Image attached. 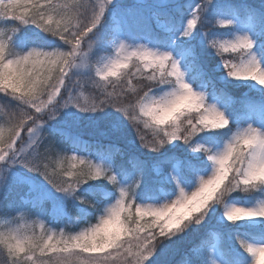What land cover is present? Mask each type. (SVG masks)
<instances>
[{
  "label": "snow or ice",
  "instance_id": "6c2138e0",
  "mask_svg": "<svg viewBox=\"0 0 264 264\" xmlns=\"http://www.w3.org/2000/svg\"><path fill=\"white\" fill-rule=\"evenodd\" d=\"M0 23L11 25L0 27V92L10 104L0 123V215L15 222L24 199L15 197L27 190L65 217L97 221L58 236L29 224L0 231L9 264H206L194 229L221 206L227 221L261 219L231 224L212 264H243L237 238L250 264H264V243L244 238L264 234V3L0 0ZM27 26L52 43H37ZM93 42V57L114 49L100 57V81L85 50ZM229 51L241 53L238 63L217 59ZM89 85L100 91L81 104L77 90ZM145 150L163 173L137 158ZM205 157L211 172L186 190ZM160 184L174 185L175 198L141 202L158 199ZM234 192L260 202L232 203Z\"/></svg>",
  "mask_w": 264,
  "mask_h": 264
},
{
  "label": "trees",
  "instance_id": "16d2710c",
  "mask_svg": "<svg viewBox=\"0 0 264 264\" xmlns=\"http://www.w3.org/2000/svg\"><path fill=\"white\" fill-rule=\"evenodd\" d=\"M126 2L131 3L132 0H126ZM236 2L239 4L259 5L261 3H264V0H236ZM0 27L9 28V27H11V25H5L3 23H0ZM223 27L224 26H221L218 23L216 24V28H223ZM27 34L29 36L33 37L37 41V43H42V44L47 45V44H51L53 41V38H50L48 36V34L42 33L39 29L35 28L34 26H27ZM92 44L94 46L93 51L89 55L90 60L92 62V75H93L95 80L100 81L101 78L98 76H95V73L93 71L94 63H96V60L98 57H100L101 55H103L106 52H101L98 55L93 57V54L96 52V44H95V42H93ZM216 55H217V59H220L222 57L224 60H238L240 58L241 53H239V52L233 53V52L229 51L227 53H217ZM221 62H222V60H221ZM145 71H149V70H145ZM113 79H115V78H113ZM101 83H104V82L101 81ZM134 83H135V81H134ZM217 87H219V85H217ZM109 90H111V89L109 88ZM99 91H100V89L94 88L92 85H89L86 88L78 89L77 93L78 94L79 93H85L86 96L91 100L92 98H94L99 93ZM225 94L227 95V97L230 101H236L238 106L240 103H242V101H240L238 99L241 95L240 92H226ZM9 111H10V104H9L8 99H6V94L3 92H0V118H2V119H0V123L3 122V119L7 118V113ZM141 127H143V126L141 125ZM67 154L72 155V153H70V152ZM77 155L84 156L85 158H91V157L86 156V154L84 152H79V153H77ZM136 156L138 159L145 160L147 162V164L149 165L150 169H151V166L154 164L164 165L159 157H156L154 155H149L146 150L141 152V153H137ZM205 161H206L207 167L204 170H202L201 172L206 171L211 166V163L209 161H207V160H205ZM96 162L101 163V161H96ZM134 162L135 161H133V163ZM61 163H63L65 168H70L71 164L76 163L77 167L79 168V162L78 161H62ZM201 172H199V173H201ZM197 175H198V173L192 175V177H191L192 183L196 180ZM159 186H164L166 189V192L168 191L169 194H173L175 192L174 185L160 184L157 186V188ZM80 193L82 195L87 196L88 195V185H84L80 189ZM155 195L158 197V199H155V200H159V199L163 198V194L159 193L157 190L155 192ZM20 197H23L24 199H23V202L20 203L18 210L13 213V215L16 218L15 222H10L11 217H6L3 215H0V231H6L8 228L16 227V223L20 219H22L24 216H26V219L32 220V222L34 224L32 227V230H34L35 234H37V235H39L41 232H47V230L49 228H54L57 230H63L64 232H67L69 234H73V233L81 231L84 228L90 226L91 224H94L97 222L94 219L88 220V221H82L81 219L77 218L75 213H72L69 217H65L62 214H60L59 212H57L56 208L49 201H47L45 198H42L41 200H38V201H33V199L31 198L32 193L27 192V190L21 191L15 197L18 202L20 201ZM232 198L240 199L242 201H248V200L256 201L257 200L256 197L249 196L248 194L243 193V192H239V193L234 192L231 196V199ZM142 201H145V200H141V202ZM37 205H39L42 208L48 209V213L46 215L34 214L32 209ZM222 210H223V206L218 207V212L216 214H214L211 217V219H209L207 221V223L196 226L194 229V233H198L199 236L203 237L202 243L206 247L215 242L216 235L219 238V240H218V246H219L221 244V242L224 240L225 236L231 235L232 232L234 231V229L232 228V225H231L234 223H225L221 226H218L216 224L217 222H219L218 215H219V213H221ZM132 211L134 212L135 209H132ZM41 224L44 225V231L40 230ZM245 231H247V230H245ZM30 234H31V232H30ZM244 238L247 239L248 241L249 240H259L260 242L264 243V234H262V233L250 232ZM236 243H237L236 247L239 248L240 251L243 252V254H244L245 259L243 261V264H245L250 260L251 256H250V254H248L246 252V250L243 249V245L239 244V238H237ZM0 248H2V246H0ZM205 251H206V249H205ZM49 256H52V253H46L44 259H48ZM21 258L23 259L22 255H21ZM52 258H54V256H52ZM0 264H9V261H8L7 255H6V251H0ZM206 264H208L207 259H206Z\"/></svg>",
  "mask_w": 264,
  "mask_h": 264
},
{
  "label": "rangeland",
  "instance_id": "374dc122",
  "mask_svg": "<svg viewBox=\"0 0 264 264\" xmlns=\"http://www.w3.org/2000/svg\"><path fill=\"white\" fill-rule=\"evenodd\" d=\"M222 26V25H221ZM248 30H251V26H249V29ZM217 39H221V38H223V39H229L230 37H228V36H223V37H216ZM138 43H142V42H138ZM93 44H92V47H91V49H86V51H88L89 52V55L91 54V52L93 51ZM109 55H114V49H112L111 51H109V52H106V53H104L103 55H101L100 57H102V56H109ZM100 57H98L97 58V60H96V63H94V69H93V71H94V73H95V69L97 68V67H101L102 66V62H100ZM240 59V58H239ZM239 59L238 60H232L233 62H239ZM261 59L262 60H264V56H261ZM90 63L92 64V62H91V60H90ZM80 94V102H81V104H87L88 102H90L91 100L86 96V94L85 93H79ZM205 160H207V158L205 157L204 158ZM210 162V161H209ZM211 163V162H210ZM151 171L154 173V174H156V175H159V174H161V173H163L164 172V165H156V164H154V165H152L151 166ZM170 171V170H169ZM211 172V166L206 170V171H204V172H201V173H198V175H197V178H196V180L198 179V176L199 175H203V174H206V173H210ZM196 180L191 184V185H189V187H191V186H193L194 184H195V182H196ZM194 187H195V185L193 186V188L192 189H186V190H188V191H191V190H194ZM157 191L159 192V193H162L163 194V198L162 199H159V200H145V201H142V202H144V203H163L164 202V199L166 198V197H169V195H171V196H173L172 198L174 199L175 197H174V195H175V192L173 193V194H169V192L167 191L166 192V189H165V187L164 186H159L158 188H157ZM177 192H178V189H177ZM30 193V192H29ZM32 199H33V201H38V200H41L43 197L40 195V194H38V193H32V197H31ZM262 199H264V198H262ZM230 202H232V203H239V204H242L243 206H255L258 202H260L258 199L256 200V201H251V200H248V201H242V200H240V199H234V198H232V199H230ZM258 219H261V218H251V219H247V220H241V221H227L226 220V218L224 219L223 218V210L221 211V213H219V215H218V220H219V222H217L216 224L218 225V226H221V225H223V224H225V223H236V224H244V225H249V224H253L256 220H258ZM18 224H29V225H31L32 227H33V222H32V220H30V219H26V216H24L22 219H20L17 223H16V226L18 225ZM40 230L41 231H44V225L43 224H41L40 225ZM47 232H55L56 234H57V236L61 233V232H64L63 230H57V229H54V228H49L48 230H47ZM65 234H69V233H67V232H64ZM74 234V233H73ZM126 238V237H125ZM215 238H218V236L216 235V237ZM249 242H252V243H263V242H260L259 240H249ZM204 255H205V258L207 259V263L208 264H212V262L214 261V260H219V259H221V252H220V250H219V247H218V244H217V239L215 240V242L214 243H212V244H210V245H208L207 247H206V251L204 252ZM47 260V259H46ZM54 260H55V257L54 258H52V261L54 262ZM250 260H251V258H250ZM250 260L246 263V264H250ZM50 264H52V262H50Z\"/></svg>",
  "mask_w": 264,
  "mask_h": 264
}]
</instances>
